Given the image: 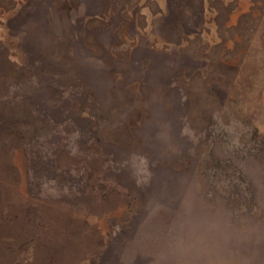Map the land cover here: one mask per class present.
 <instances>
[{
  "label": "rangeland",
  "instance_id": "rangeland-1",
  "mask_svg": "<svg viewBox=\"0 0 264 264\" xmlns=\"http://www.w3.org/2000/svg\"><path fill=\"white\" fill-rule=\"evenodd\" d=\"M209 230L264 264V0H0V264H182Z\"/></svg>",
  "mask_w": 264,
  "mask_h": 264
},
{
  "label": "clouds",
  "instance_id": "clouds-1",
  "mask_svg": "<svg viewBox=\"0 0 264 264\" xmlns=\"http://www.w3.org/2000/svg\"><path fill=\"white\" fill-rule=\"evenodd\" d=\"M178 248L183 256L182 264H222L214 259L215 241L210 239V230L199 235L190 234L181 238Z\"/></svg>",
  "mask_w": 264,
  "mask_h": 264
},
{
  "label": "crops",
  "instance_id": "crops-1",
  "mask_svg": "<svg viewBox=\"0 0 264 264\" xmlns=\"http://www.w3.org/2000/svg\"><path fill=\"white\" fill-rule=\"evenodd\" d=\"M9 19V18H8Z\"/></svg>",
  "mask_w": 264,
  "mask_h": 264
}]
</instances>
